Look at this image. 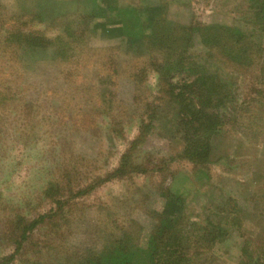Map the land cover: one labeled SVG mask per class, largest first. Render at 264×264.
<instances>
[{
    "label": "trees",
    "instance_id": "1",
    "mask_svg": "<svg viewBox=\"0 0 264 264\" xmlns=\"http://www.w3.org/2000/svg\"><path fill=\"white\" fill-rule=\"evenodd\" d=\"M61 2L68 5L65 11L57 9L49 14L48 5L43 3L38 4L33 11L28 9L25 12L31 21L47 24L45 28L51 31L41 34L24 32L22 30L28 26L29 21L20 24L16 22V16H11L16 20L10 22L9 19L10 27H4L2 33L0 30V43L6 47L15 46L19 51L34 47L44 52L52 50L54 59L61 62L77 60V57L88 59L81 65L82 68L74 70L75 74L70 73L74 85L86 86L91 82V88L86 91L94 92L100 101L97 105V102L89 104L83 100V112L99 114L105 121L103 130L114 136L120 135L118 132L124 121L123 115L129 109L135 113L133 120H137L138 133L122 155L118 167L107 172L92 169L93 161L88 157L80 161L79 157H71L69 151L64 152L69 163L88 177L84 181L91 182H84L82 187H65L62 182L50 181V187L43 191V198L50 200L49 209L41 213L36 207L28 216L17 215L11 226L4 230V239H8L7 247L11 253L0 257V264H215L216 246L232 234L235 225L245 224L243 214L246 211L242 205L238 207L240 202L236 197L228 196L222 208L217 206V211L210 209L202 215L203 220L189 223L182 197L184 194L179 187L176 192L171 187L165 188L164 183L169 176L174 175L170 168L173 165L171 162L186 161L205 175V167L214 163L213 138L222 134L230 122L227 118H221L218 112L219 109L229 107L236 95L231 91L230 80L226 81L222 73H240L253 80L259 87H249L247 94L255 92L256 97L264 103V0H243V7L247 8L249 14L244 19L247 29L226 22L178 24L170 20L167 5L162 2L146 7L119 5L116 0ZM113 10L117 11L115 17L111 13ZM23 17L20 14L21 22ZM96 28L102 30L104 38L113 37L124 45L126 54L123 52L122 55L134 56L124 60L121 55V63L114 57V61L112 57H104L99 66L100 71L97 69V73L90 72L93 67L89 63L93 56L89 40ZM140 48L141 51L137 50ZM106 66L112 69L107 71ZM103 69L106 71H101ZM12 75L15 77V74ZM89 76L95 78L86 81L85 78ZM150 76H154L157 81L155 87L159 98L156 104L148 102L152 90L150 85L143 84L140 87V83H146ZM123 80L136 83L135 98L126 103L118 95V82ZM4 83H14V79ZM0 85L4 86L1 81ZM17 87L23 89L21 85ZM88 92L85 95H94ZM16 96L12 86L8 88L5 84V90L0 89V154L5 150L1 144L6 139L10 140L11 131L27 139H34L33 135L38 137L42 132V129L39 130L41 123L34 117L22 118L26 117L22 113L25 109L39 108L27 101L22 102L19 111L18 107L6 106L9 101L16 104ZM138 100H141L140 105ZM45 101H49L48 97ZM30 102L34 104L38 100ZM69 108L60 102V105L51 109L56 116L47 126L50 132L55 127H62L61 131L64 132L66 126L98 130L99 123L91 122L88 114L75 119L76 115L70 114ZM167 111L177 115V122L171 125L175 129L174 136H179L182 141L183 149L176 156H169L158 163L144 150V144L159 128L158 123L164 119ZM91 173L94 177L92 179ZM161 173L159 189L166 194V204L162 211H155V215L147 213L154 217L155 222L147 239L143 235L144 227H140L130 213L116 220H110L109 215L107 223L104 219L103 235L107 241L101 250L94 247L70 251L60 243L67 230L63 227L70 222L62 223L66 220L65 208L69 201L64 200L62 195L56 197V194L69 192V196L74 195L72 198L75 199L113 180L124 181L128 175L146 177ZM178 180L185 183L187 177ZM143 188H134L133 192ZM251 199L255 204L264 203V182L257 187ZM216 216L219 217L218 221H215ZM236 264H264L262 233L255 239L248 238L243 242L241 258Z\"/></svg>",
    "mask_w": 264,
    "mask_h": 264
},
{
    "label": "rangeland",
    "instance_id": "2",
    "mask_svg": "<svg viewBox=\"0 0 264 264\" xmlns=\"http://www.w3.org/2000/svg\"><path fill=\"white\" fill-rule=\"evenodd\" d=\"M160 2L167 5L170 20L173 19L178 24L188 25L196 21L226 22L240 26L242 29L248 27L244 19L249 14L247 8L243 7V0H116V4L119 5L138 7L159 5ZM43 3L48 5L49 14L52 10L65 11L68 7L61 0H0L1 33L4 27H10L9 19L10 22L17 19L16 22L20 24L29 21L28 26H24L22 30L27 33L41 34L47 31L48 29L45 28L47 24L45 26L40 22L31 21L30 16L25 14L26 10L33 11V8L36 9L38 4ZM111 13L115 17L117 11L113 10ZM20 14L24 16L22 22L19 20ZM11 16H16V19L13 20ZM93 26L96 27L95 24ZM103 36L105 34L100 28H96L90 36V52L93 56L90 58L92 59L90 63L88 62L93 67L90 72H95L97 69L100 71L99 66L104 57L107 59L114 57L121 63L122 53L126 54L124 45L122 46L119 40L111 36H109L111 38ZM133 56L122 55V58L125 60ZM87 60L77 57V60L61 62L54 59L52 50L44 52L34 47L19 51L15 46L6 47L0 43V81L4 84L0 89L4 91L6 84L8 88L12 86L17 93V103L9 101L6 106L18 107L17 111H19L22 102L27 101L33 107L39 108L25 109L22 113L26 117L22 118L34 117L41 123L39 130L42 129L38 137L33 135L34 139L21 137L11 131L10 140L6 139L1 144V148L5 150L0 154V257L11 253L7 247L8 239H4L3 234L17 215L28 216L36 207L41 213L49 209L50 200L43 198V191L50 187V181L62 182L65 187H82L84 182H91V180L84 181L88 177L69 163L70 160L63 155L64 152L69 151L71 157H79L80 161L88 157L93 161L92 169L107 172L118 167L122 155L136 138L139 126L137 120H133L136 117L135 113L129 109L123 115L124 121L121 131L118 132L120 135L114 134L113 137L103 130L105 121L99 114L90 115L83 112L85 110L83 100L89 104L96 102L97 105L100 104L94 92L86 91L91 88L89 85L91 82L86 86L71 83L73 77H70V73L75 74L74 70L82 68L81 65ZM227 73H222V76L226 81L230 80L231 91L236 95L229 107L219 109L218 112L221 118H227L230 122L226 124L222 134L213 138L214 163L205 167L207 172L205 175L201 170H195L192 164L185 163L186 161L171 162L173 164L170 167L171 172L175 177L169 176L164 183L165 188L171 187V190L176 192L179 187L180 192L184 194L182 197L185 200V214L189 223L200 222L203 220L202 215L204 216L210 209L217 211V206L222 208L228 196L236 197L240 202L238 207L242 205L246 211L243 214L245 224L235 225L232 234L216 246L215 264H236L241 258L243 242L248 238L255 239L261 233L264 235V203L255 204L251 199L257 187L264 182V103L256 97L255 92L247 94L249 87L256 86L253 80L241 76L240 73L235 75ZM12 78L14 83H4L11 81ZM93 78L95 77L89 76L85 80L91 81ZM148 78L146 83L145 81L140 83V87L142 88L143 84L150 85L152 90L148 102L156 104L159 98L155 87L157 81L154 76ZM118 83L119 99L125 103L132 101L135 98V82L123 80ZM17 85H21L23 89L19 90ZM85 92L94 95H85ZM47 97L49 101H45ZM35 100L38 102L31 104L30 101ZM140 101L138 100L139 105ZM60 102L70 107L68 110L70 114L76 115L75 119L83 118V115L88 114L87 116L92 119L91 122L99 123L98 130L66 126L64 132L61 131L62 127H55L50 132L47 126L56 116L51 109L60 105ZM4 104L1 105V109ZM176 122L177 115L167 111L164 119L158 123L159 128L145 142L144 150L152 155L154 162L159 163L169 156H176L183 149L182 141L179 136H174L175 129L171 125ZM42 125H45L44 129ZM17 127L20 128L19 123ZM25 127L29 129L28 126ZM162 173L157 174L158 176L146 175V177L137 174L128 175L124 181L113 180L92 193L75 199L72 198L74 195L69 196V192L56 194V197L62 195L65 197L64 200L69 201L65 208L66 220L62 223L70 222L63 227L67 230L60 243L70 251L94 247L101 250L103 243L107 241L103 235L104 219L107 223L109 215H111L110 220H116L124 215L129 216L130 213L139 226L144 227L143 235H146L145 239H147L155 223L154 217L147 213L155 215V211H162L166 204L164 197L166 194L159 189ZM184 177H187L185 183L178 180ZM92 178L94 177L91 173L90 179ZM143 186L142 190L133 192L134 188ZM218 220L219 217L216 216L215 221Z\"/></svg>",
    "mask_w": 264,
    "mask_h": 264
}]
</instances>
